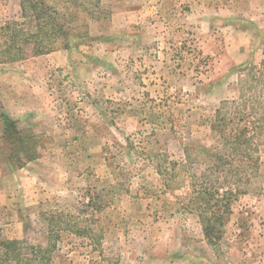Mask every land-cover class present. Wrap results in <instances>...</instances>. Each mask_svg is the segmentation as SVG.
I'll use <instances>...</instances> for the list:
<instances>
[{
	"label": "rangeland",
	"instance_id": "374dc122",
	"mask_svg": "<svg viewBox=\"0 0 264 264\" xmlns=\"http://www.w3.org/2000/svg\"><path fill=\"white\" fill-rule=\"evenodd\" d=\"M48 2L87 35L11 59L37 30L0 0V242L47 250L33 264H264V0ZM2 113L36 158L15 165Z\"/></svg>",
	"mask_w": 264,
	"mask_h": 264
},
{
	"label": "trees",
	"instance_id": "16d2710c",
	"mask_svg": "<svg viewBox=\"0 0 264 264\" xmlns=\"http://www.w3.org/2000/svg\"><path fill=\"white\" fill-rule=\"evenodd\" d=\"M21 8L22 16H29L31 21L35 22V28L37 30L36 35L28 34L27 37L20 36L19 34L13 33L10 36V47L13 52H8V55H15L11 59H21L26 56L24 52L27 47H31V55L41 54L47 49L48 43L45 41L37 42L34 37L35 36H44L50 38L52 36L62 35L64 36L65 44L63 46L64 49H68L70 47H74L78 44V39L80 37H85V33L76 34L74 32L73 26H67V21L63 17V23L59 20V12L55 10L48 2V0H18ZM22 25V24H21ZM12 29L10 24H8L3 29ZM22 42L23 46H19L18 42ZM77 43V44H76ZM16 45V47L14 46ZM15 47V48H14ZM9 59V58H8ZM1 117L4 122V131L2 138L4 142L8 143L11 147L13 153H21L24 154L23 158L17 157L15 159V165L20 166L24 162L30 161L36 158L38 152L35 150L37 147V138L38 135L29 131V133H25V131L20 130L18 128L15 120H12L9 116L2 113ZM21 160V161H20ZM13 162H10L12 164ZM206 190H210V188H203L202 192H199V195L205 194L207 196L205 201H209L212 197V193L205 192ZM208 193V194H207ZM203 197V196H202ZM228 202L229 199L227 198ZM228 204V203H227ZM225 203V205H227ZM211 223V218H202L203 224V232L207 239H211L212 237V229L214 228ZM21 242L22 240L10 239V240H2L0 242V247L2 249V253L0 255V264H33L32 261L38 260L39 263L44 259V256H40L41 253L46 252L47 250H42L41 247L30 246L31 249L29 254H23L21 251Z\"/></svg>",
	"mask_w": 264,
	"mask_h": 264
},
{
	"label": "crops",
	"instance_id": "0c3cea01",
	"mask_svg": "<svg viewBox=\"0 0 264 264\" xmlns=\"http://www.w3.org/2000/svg\"><path fill=\"white\" fill-rule=\"evenodd\" d=\"M4 114H6V113H4ZM7 115V114H6Z\"/></svg>",
	"mask_w": 264,
	"mask_h": 264
}]
</instances>
